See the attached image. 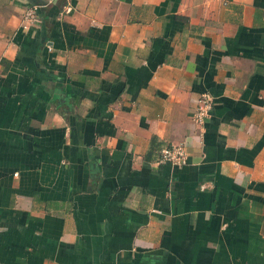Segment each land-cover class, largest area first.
I'll return each instance as SVG.
<instances>
[{
	"label": "crops",
	"instance_id": "1",
	"mask_svg": "<svg viewBox=\"0 0 264 264\" xmlns=\"http://www.w3.org/2000/svg\"><path fill=\"white\" fill-rule=\"evenodd\" d=\"M44 2L0 0V264H264V0Z\"/></svg>",
	"mask_w": 264,
	"mask_h": 264
},
{
	"label": "built area",
	"instance_id": "2",
	"mask_svg": "<svg viewBox=\"0 0 264 264\" xmlns=\"http://www.w3.org/2000/svg\"><path fill=\"white\" fill-rule=\"evenodd\" d=\"M44 4L48 5L53 0H44ZM36 5L26 6L21 15V24L22 29H28L32 26L36 20L35 17ZM211 107V97L206 93L199 94L195 101V108L191 115L192 121L199 128L203 123L204 117L208 114V111ZM157 162H168L173 165H183L186 162V153L184 146L181 143L171 144L169 146L162 147L158 152ZM16 175V173L14 174Z\"/></svg>",
	"mask_w": 264,
	"mask_h": 264
}]
</instances>
